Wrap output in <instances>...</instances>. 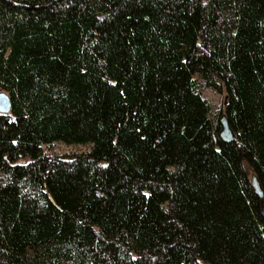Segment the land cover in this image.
I'll return each mask as SVG.
<instances>
[{
    "label": "trees",
    "instance_id": "16d2710c",
    "mask_svg": "<svg viewBox=\"0 0 264 264\" xmlns=\"http://www.w3.org/2000/svg\"><path fill=\"white\" fill-rule=\"evenodd\" d=\"M0 91V264H264V0H0Z\"/></svg>",
    "mask_w": 264,
    "mask_h": 264
},
{
    "label": "rangeland",
    "instance_id": "374dc122",
    "mask_svg": "<svg viewBox=\"0 0 264 264\" xmlns=\"http://www.w3.org/2000/svg\"><path fill=\"white\" fill-rule=\"evenodd\" d=\"M195 81H198L197 77L194 76ZM202 96L207 100L210 106V118L218 119L222 116L223 105L225 101L223 92H216L209 88H200ZM42 151L47 155L57 154H70L81 151H86L88 146L86 144H64L61 142H54L48 147L45 145L41 146Z\"/></svg>",
    "mask_w": 264,
    "mask_h": 264
},
{
    "label": "water",
    "instance_id": "95a60500",
    "mask_svg": "<svg viewBox=\"0 0 264 264\" xmlns=\"http://www.w3.org/2000/svg\"><path fill=\"white\" fill-rule=\"evenodd\" d=\"M10 111V103L7 94L3 91H0V114H8ZM220 130H219V138L224 142H230L234 140V135L228 127L226 119L224 116L219 118ZM250 184L257 195L260 202V210L264 215V194L259 185V182L255 175L251 174L249 177Z\"/></svg>",
    "mask_w": 264,
    "mask_h": 264
}]
</instances>
